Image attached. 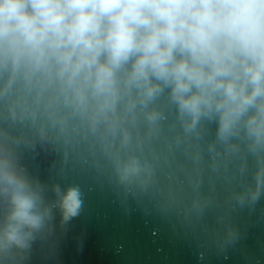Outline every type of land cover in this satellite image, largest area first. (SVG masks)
I'll list each match as a JSON object with an SVG mask.
<instances>
[{
    "label": "clouds",
    "instance_id": "clouds-1",
    "mask_svg": "<svg viewBox=\"0 0 264 264\" xmlns=\"http://www.w3.org/2000/svg\"><path fill=\"white\" fill-rule=\"evenodd\" d=\"M40 152L234 247L264 201V0H0V264L83 210Z\"/></svg>",
    "mask_w": 264,
    "mask_h": 264
},
{
    "label": "water",
    "instance_id": "water-1",
    "mask_svg": "<svg viewBox=\"0 0 264 264\" xmlns=\"http://www.w3.org/2000/svg\"><path fill=\"white\" fill-rule=\"evenodd\" d=\"M29 163L42 179L52 172L53 180L78 183L85 193L80 216L63 231L57 227L54 253L45 246L35 264H264V201L254 212L235 214L241 240L219 251L211 239L194 241L179 219L161 214L149 202H125L82 162L40 152ZM53 169H62L63 179Z\"/></svg>",
    "mask_w": 264,
    "mask_h": 264
}]
</instances>
